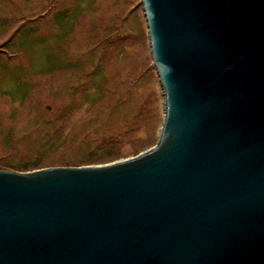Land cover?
Segmentation results:
<instances>
[{
  "label": "water",
  "instance_id": "95a60500",
  "mask_svg": "<svg viewBox=\"0 0 264 264\" xmlns=\"http://www.w3.org/2000/svg\"><path fill=\"white\" fill-rule=\"evenodd\" d=\"M154 151L0 171V264H264V0H142Z\"/></svg>",
  "mask_w": 264,
  "mask_h": 264
},
{
  "label": "rangeland",
  "instance_id": "374dc122",
  "mask_svg": "<svg viewBox=\"0 0 264 264\" xmlns=\"http://www.w3.org/2000/svg\"><path fill=\"white\" fill-rule=\"evenodd\" d=\"M164 122L142 0H0V171L133 160Z\"/></svg>",
  "mask_w": 264,
  "mask_h": 264
}]
</instances>
